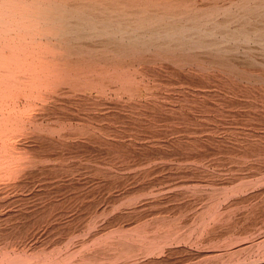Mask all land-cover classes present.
Returning <instances> with one entry per match:
<instances>
[{
  "label": "bare ground",
  "instance_id": "6f19581e",
  "mask_svg": "<svg viewBox=\"0 0 264 264\" xmlns=\"http://www.w3.org/2000/svg\"><path fill=\"white\" fill-rule=\"evenodd\" d=\"M204 1L0 0L5 219L39 230L30 252L0 247V264H264V0ZM64 94L74 109L100 99L99 114L57 115ZM231 154L238 175L213 170L224 165L208 157ZM73 159L100 185L143 179L152 171H129L161 160L153 170L203 188L201 209L190 227L173 214L138 225L180 195L142 186L80 214L49 178L27 180Z\"/></svg>",
  "mask_w": 264,
  "mask_h": 264
},
{
  "label": "rangeland",
  "instance_id": "374dc122",
  "mask_svg": "<svg viewBox=\"0 0 264 264\" xmlns=\"http://www.w3.org/2000/svg\"><path fill=\"white\" fill-rule=\"evenodd\" d=\"M197 1L199 4L207 3L204 0H202V1L197 0ZM218 1L220 3H227L228 0H218ZM175 89H176L175 86L168 85L166 92H168V93L170 92L173 94V90H175ZM2 92L4 94H2L0 97V100H1V103H0V130H2V131H0V133H2V135H0L1 136V138H0V154H1L0 157H1V159L3 156H5V131H4L5 130V122H4L5 121V115L2 114V113H5V111L3 110V109H5V108H3V107H5V88L3 89ZM68 100H69L68 94H64L63 96H61V99H60V101H58V104L55 108L56 109L55 112L58 113L57 115L61 116V115L65 114L66 116H69V118L71 117V118L75 119L78 115H80L81 117H85L87 115H89L91 117H95V115L99 114L98 111L94 110L95 108H97V106L94 105V102L100 101V99L98 100V98L94 97L93 99L92 98L91 99L90 98H88V99L87 98L77 99L78 100L77 103H79L81 105L77 109L71 108V105L68 103L69 102ZM3 102H4V104H3ZM57 115L56 114L53 115L51 113L50 114L51 121H53L54 117H56ZM1 118H2V121H1ZM107 123L115 125L114 123H109V122H104V123H102V125L103 126L107 125ZM1 127H2V129H1ZM208 158L212 159V160L216 159V160L222 161V163L224 165V167L222 169L219 167L213 168V170H215L216 172H221V175H228V176L238 175L241 172L239 170H242L244 167V166H240L239 163L242 162V159L240 158L239 155H236V154H231L228 156L227 155H216V156H212V157H208ZM223 159H224V161H223ZM83 161H84L83 159L82 160L81 159H73V161H69L66 163L67 164L66 168L56 169V170H53L49 173L45 172L43 170H39V171L35 172V177H33V178L27 177V180L28 181H30V180L35 181L36 180L35 182H41V184H42V183H44L46 178H49L50 183L57 184V185H54V188H53V191L56 192L57 197L61 198V197L66 196V198L64 199L66 202V205L69 206L73 210V213L79 212L80 214H85L88 210L91 211L94 208H97L98 211L101 212L103 206L110 208L113 205V203L117 200L118 197L123 196L127 192L131 193V191L132 192L138 191V189H140L142 186H148L149 185V187L150 186L152 187L151 188L152 190H165L166 192H171L172 194L174 193V194L180 195V197L177 198V200H174V201H171V202H168L165 204L153 205L150 208L149 207L146 208L147 210H145L142 213V215H145L146 218L142 222L139 221L138 225L143 224L145 221L146 222H152V221L156 220L157 218H159L163 215L173 214L174 217L178 218L177 219L178 222H180L184 225H187V227H190L194 218H195V212H197L198 210L201 209L202 205L200 203V200H201V198L205 197L204 194H202L203 188L201 186H199L197 183H194L191 179L185 178L187 176H185V177L181 176L182 177L181 178L175 169L170 170V167L168 168L169 165L165 166L167 169H165V171H162V172L161 171L157 172L156 170H153L154 166L162 163L161 160L149 162L147 164H144L142 166H138L137 168H134L135 171H134V169L129 171L130 173L131 172L139 173V172H148V171L151 172L152 171L150 173L151 175H149L143 179L134 180V181L131 180L130 182H128L126 184L112 183V180L105 179L104 182L102 181L101 185H100V183H98L96 181L99 177L98 175L101 172L97 171V169H95L94 166L88 165L86 161H84V162ZM169 162L170 161L166 160V163H169ZM4 164H5V161L3 159L2 163L0 164V171H1V169L5 170L3 168ZM177 164H179L181 167L183 166V164L180 162H177ZM1 165H3V167H1ZM238 165H239V167H238ZM144 168L145 169L147 168L148 171L145 170ZM230 168H231V171H230ZM69 170L71 172H69ZM138 170H139V172H138ZM168 171H169V173H168ZM2 172L3 171L0 172V205H2V206H0V229H1L0 230L1 231L0 232V237H1L0 238V247H4L5 245H8V244H13L16 249L25 250V251L30 252L33 250V247L35 246V240L37 238V234L39 233V230L37 229L38 226L33 225V224H28V222H26L24 217L17 219L19 215L10 217V220L5 219V174L3 173V175H1ZM57 176L64 177V182L58 183L60 181V177H57ZM69 181H71V183H69ZM79 184H86V186H82ZM157 186H158V188H157ZM195 186L198 189L193 188ZM187 189L189 191H187ZM84 192H87V193H84ZM77 193H81L82 196L87 195L90 199H85V200L82 199L81 200V198L74 197V195ZM64 194H66V195H64ZM197 194H199V195H197ZM68 198H70V199H68ZM29 202L30 201H28V200L27 201H15L14 204H15V206H17V205H23L24 203H29ZM83 202H84L85 206H84ZM87 202H91V203H89V207L86 206ZM96 204H98V205L96 206ZM79 206H81V207H79ZM183 209H184V211H183ZM180 210H182L181 213H178ZM160 212H162V213H160ZM182 213H183V215H182ZM100 214L101 213L96 214V218L94 219V221L96 222L94 225H96V226L97 225L99 226L104 220ZM125 220L130 221L131 219L126 218ZM84 221H86L85 222L86 225H89L88 224L89 220H84ZM79 223H82V222H79ZM125 223H127V222H125ZM3 225H5V226H3ZM138 225L133 223L130 227H128V229H133L134 227H136ZM25 230H26V234H25ZM92 230L93 231L95 230L93 228V225H92ZM92 230H87V232L88 231L92 232ZM167 264H169V263H167ZM170 264H178V262H173Z\"/></svg>",
  "mask_w": 264,
  "mask_h": 264
}]
</instances>
